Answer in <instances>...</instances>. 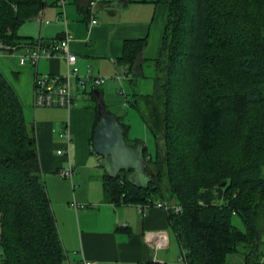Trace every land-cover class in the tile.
Masks as SVG:
<instances>
[{"label": "trees", "instance_id": "16d2710c", "mask_svg": "<svg viewBox=\"0 0 264 264\" xmlns=\"http://www.w3.org/2000/svg\"><path fill=\"white\" fill-rule=\"evenodd\" d=\"M152 1L168 5L160 51L151 58L153 90L135 92L130 104L155 139V153L144 150L155 172L142 182L126 170L104 172L106 199L179 204L167 214L188 264H225L239 245L246 249L243 264H264V0ZM46 3L0 0V42L34 41L17 29L41 17ZM147 40H123L118 64L126 75L141 72ZM89 92L97 106L94 89ZM121 124L125 135L129 125ZM65 259L34 127L0 71V264Z\"/></svg>", "mask_w": 264, "mask_h": 264}, {"label": "crops", "instance_id": "0c3cea01", "mask_svg": "<svg viewBox=\"0 0 264 264\" xmlns=\"http://www.w3.org/2000/svg\"><path fill=\"white\" fill-rule=\"evenodd\" d=\"M64 1L65 21L56 17L62 8L59 0H53L51 4L56 16L48 17L46 0L41 17L27 19L17 32L24 40H49L67 32L70 49L77 56L80 71L88 69L97 74L115 73L116 66H120L118 59L123 40L148 36L155 17L158 15V24L163 18L165 25L168 13L165 2L125 0L113 7V0H103L94 8L98 21L91 25L89 31L90 0ZM148 44L147 41L142 56ZM20 52V47L14 52L0 48V71L17 93L26 120L34 127L42 178L66 250L64 264L83 258L94 260L97 264H188L181 257V244L171 228L167 210L154 203L141 212L140 203L108 201L103 167L100 171L84 160L87 157L86 140L89 142L88 151H94L91 138L98 112L89 91L94 89L97 98V92L100 95L103 92L98 86L101 83L87 85L82 97L85 98L83 106L82 103L75 104L69 110L62 106H35V74L62 73L66 70V63L59 56L41 57L36 65L29 60L20 63ZM67 122L69 141L62 132ZM73 143L74 156L71 154ZM67 147L68 153L65 151ZM58 149L61 151L58 152ZM69 160L73 165L72 176L60 175L58 169L67 165ZM96 164H99L98 159ZM157 229L168 231L169 239L164 247L154 248L144 240L145 231Z\"/></svg>", "mask_w": 264, "mask_h": 264}, {"label": "built area", "instance_id": "2783aa9c", "mask_svg": "<svg viewBox=\"0 0 264 264\" xmlns=\"http://www.w3.org/2000/svg\"><path fill=\"white\" fill-rule=\"evenodd\" d=\"M103 0H90L89 11L90 18L88 21L89 31L91 25L98 20L94 15V8ZM64 0H59V4L62 7L57 18L66 20L64 12ZM70 35L65 34L58 38L49 39L47 42H42L40 39H36L32 42H22L19 46L6 45L0 42V48H4L9 52H14L20 47L21 52L18 54L19 62L24 63L26 60L31 61L33 64H37L41 57L59 56L64 58L66 63V70L60 72H37L33 80V103L35 106H62L68 110L76 104V99L84 94L87 90L89 83H100L104 76L93 74L90 70L85 72L80 71L77 65V56L75 52L70 49ZM126 66H123L125 68ZM118 79L120 74H116ZM62 132L65 135L67 141L70 139V129L68 122L63 125ZM61 150L58 149V152ZM68 153V147L65 150ZM68 155V154H67ZM98 162L100 156L97 157ZM58 172L62 176L71 177L73 173V165L69 160L68 164L58 169ZM155 205L164 208L165 210L173 208L174 210L180 209L179 204H169L166 200L157 201ZM148 203H140L139 211L143 212ZM169 234L166 229L147 230L144 232V240L154 248L159 246H166L168 243ZM185 251L181 249V257L185 259ZM68 264H97L96 261L83 258L78 261H69Z\"/></svg>", "mask_w": 264, "mask_h": 264}, {"label": "rangeland", "instance_id": "374dc122", "mask_svg": "<svg viewBox=\"0 0 264 264\" xmlns=\"http://www.w3.org/2000/svg\"><path fill=\"white\" fill-rule=\"evenodd\" d=\"M53 0H48V5L46 6L47 9V15L48 17L53 15L56 16V13L54 11V6H51ZM70 0L67 1L69 3ZM166 16V13H165ZM97 17V14H96ZM98 20V17H97ZM158 15L155 17V20L151 24V32L147 36L148 46L147 49L143 53V57L145 58L142 62V68L141 72H138L136 74H133L131 71H128V75L125 74L123 65L116 66L117 69L115 70V73L113 74H98L104 76V79L100 82L101 84L98 85L102 88V94L100 97L102 98L105 108L109 112L115 113L121 122H124L125 124H128V130L125 131L126 139L130 143L131 138H137L139 140L144 141L146 144L147 150L154 154L156 151V142L155 139L146 126L145 122L141 118L138 110L134 105L130 104V100H133L134 93H149L153 90V74H154V65L151 61V58H154L158 55L160 51V41H161V34H162V28H163V18L160 20V23L158 24ZM16 51V50H15ZM126 70V69H125ZM97 74V73H93ZM116 74H120L121 77L118 79ZM90 84H88V87ZM84 95L79 96L76 99V104H81L82 106L84 104L85 98H82ZM87 146L86 149L88 151L89 149V142L86 140ZM133 143V141H132ZM87 157L84 158V160L87 162V164L93 165L95 168H98V170H102V167L100 164H96L97 161V154L94 151L87 152ZM75 152V144L71 146V154L74 156ZM161 160L162 153H159ZM145 158L148 160V156H145ZM146 170L149 174L154 173V166L152 163L148 161V165L146 167ZM160 186L163 191V193L168 194L169 193V184L167 176L164 172L161 173L160 178ZM232 222L238 226L239 228L243 229L244 224L242 219L239 215H233L232 216ZM246 249L242 247L241 245L238 246V251L230 252L226 255V263L225 264H243L244 260V254L242 251H245Z\"/></svg>", "mask_w": 264, "mask_h": 264}, {"label": "water", "instance_id": "95a60500", "mask_svg": "<svg viewBox=\"0 0 264 264\" xmlns=\"http://www.w3.org/2000/svg\"><path fill=\"white\" fill-rule=\"evenodd\" d=\"M124 1L113 0L112 6L117 7ZM97 111L99 119L93 129L91 147L100 156L99 164L104 172L116 175L119 171L126 170L132 180L145 181L148 175V160L144 154L147 148L144 141L137 140L133 144L127 142L123 125L115 113L105 111V104L99 92Z\"/></svg>", "mask_w": 264, "mask_h": 264}, {"label": "bare ground", "instance_id": "6f19581e", "mask_svg": "<svg viewBox=\"0 0 264 264\" xmlns=\"http://www.w3.org/2000/svg\"><path fill=\"white\" fill-rule=\"evenodd\" d=\"M99 3H101V2H99ZM99 3H98V4H99ZM96 6H97V5H96Z\"/></svg>", "mask_w": 264, "mask_h": 264}]
</instances>
